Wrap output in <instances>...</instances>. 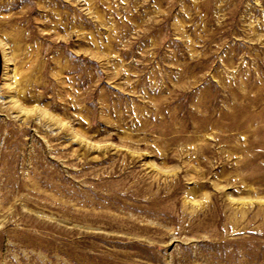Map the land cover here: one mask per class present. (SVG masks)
<instances>
[{
  "label": "rangeland",
  "instance_id": "1",
  "mask_svg": "<svg viewBox=\"0 0 264 264\" xmlns=\"http://www.w3.org/2000/svg\"><path fill=\"white\" fill-rule=\"evenodd\" d=\"M0 264H264V0H0Z\"/></svg>",
  "mask_w": 264,
  "mask_h": 264
},
{
  "label": "water",
  "instance_id": "2",
  "mask_svg": "<svg viewBox=\"0 0 264 264\" xmlns=\"http://www.w3.org/2000/svg\"><path fill=\"white\" fill-rule=\"evenodd\" d=\"M2 54L0 52V77H1V74H2V70H3V63H2Z\"/></svg>",
  "mask_w": 264,
  "mask_h": 264
}]
</instances>
